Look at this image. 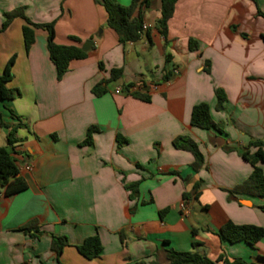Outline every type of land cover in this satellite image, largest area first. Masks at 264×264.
Wrapping results in <instances>:
<instances>
[{
    "label": "crops",
    "instance_id": "1",
    "mask_svg": "<svg viewBox=\"0 0 264 264\" xmlns=\"http://www.w3.org/2000/svg\"><path fill=\"white\" fill-rule=\"evenodd\" d=\"M20 7L32 23H54L57 45L90 41L87 57L71 61L61 80L45 30L34 29L27 51L22 18L1 30L4 14ZM160 8L151 0L143 12L150 46L145 35L120 44L94 0H0V72L14 56L6 87L19 93L0 102V147L27 185L0 195V264H166V249L185 252L193 244L212 260L264 264V236L253 246L217 236L227 221L264 230V199L230 192L252 172L241 154L264 141V0H177L166 40L156 29ZM164 68L172 76L161 82ZM111 69H121L120 77L94 96ZM126 85L148 100L124 94ZM217 88L225 94L220 110ZM200 103L221 132L190 125ZM90 127L92 143L84 145ZM178 136L198 146L199 170L189 152L173 147ZM135 183L134 193L127 187ZM94 235L101 252L87 260L76 247ZM52 236L68 241L59 256Z\"/></svg>",
    "mask_w": 264,
    "mask_h": 264
},
{
    "label": "trees",
    "instance_id": "2",
    "mask_svg": "<svg viewBox=\"0 0 264 264\" xmlns=\"http://www.w3.org/2000/svg\"><path fill=\"white\" fill-rule=\"evenodd\" d=\"M151 0H131L129 5L124 6L116 3L114 0H94V2L103 7L106 13V26L111 29L118 37L120 44L136 43L140 41L143 35L149 39L148 33H144L143 26V12L149 6ZM177 0H160V18L156 21V29L166 40L167 38V23L172 17L174 11V5ZM258 15L264 18V14L258 10ZM20 17L24 20L25 25L22 27V36L24 41V47L27 51L31 44L34 42V29H43L47 32V50L49 59L55 67L56 78L61 80L63 75L68 70V65L73 60H81L87 57V52L81 50L78 46H65L57 45L54 42V23L37 24L32 23L27 19L23 13V8H17L11 12L4 14V22L1 30H4L12 19ZM74 42H79L75 37H70ZM264 41V36H262ZM149 45L152 42L149 39ZM196 48L195 42L189 40V49L194 50ZM15 57L12 56L6 63L4 69L0 72V102L11 101L15 99L19 93L16 90L8 89L6 84L12 79L11 68L14 64ZM166 63L169 61L168 55L165 58ZM165 75L162 77L161 82L168 81L172 76V71L168 68H164ZM121 75V69H111L109 72V78L96 84L92 88V93L96 97H100L106 93L105 85L117 80ZM124 94L132 95L136 98L147 101L148 98L141 93L132 91L131 85L123 87ZM216 96V109H222V104L225 101V94L221 89H215ZM190 125L203 129L211 130L215 129L221 132L218 125H216L209 114V108L207 104L200 103L195 105L191 111ZM19 124L12 127L7 135V143L13 145L17 142L15 133ZM96 129L90 127L87 129L86 137L82 144L90 145L92 143V133ZM172 145L177 150L187 151L193 156V162L191 167L194 171L199 170L204 163L202 154L200 153L196 143L187 136H178L172 141ZM249 147L255 148V151L250 154L248 151L241 154L242 158L252 166V172L249 177L239 186L235 187L231 193H247L253 196L264 199V173L261 167L257 164L264 165V141L257 140L252 141ZM138 183L130 185L127 189L132 192H136ZM26 182L19 176L18 168L14 159L6 152V150L0 147V195L6 196L16 194L26 190ZM132 196H130L131 198ZM187 195L183 194V199H186ZM264 209V207H261ZM38 235V234H36ZM217 236L228 243L244 242L250 246L255 245L263 236L264 230L254 225H235L230 221L224 223L219 229ZM68 245V241L65 237H51V249L60 255L62 249ZM198 244L192 245V250L185 252H178L171 248L164 251L166 264H251L244 259L234 258L228 259L224 255H220L215 260L207 257L203 252L196 250ZM78 253L87 260L97 258L101 252V244L98 236L94 235L87 237L83 242L76 247ZM152 264H158L154 262Z\"/></svg>",
    "mask_w": 264,
    "mask_h": 264
},
{
    "label": "built area",
    "instance_id": "3",
    "mask_svg": "<svg viewBox=\"0 0 264 264\" xmlns=\"http://www.w3.org/2000/svg\"><path fill=\"white\" fill-rule=\"evenodd\" d=\"M142 30H143V32L146 30V27L144 25L142 26ZM114 92L116 94L120 93L119 90H115ZM21 169L30 170V166L29 165H24V166H21ZM181 206H182V208H184L185 207V202H183Z\"/></svg>",
    "mask_w": 264,
    "mask_h": 264
},
{
    "label": "water",
    "instance_id": "4",
    "mask_svg": "<svg viewBox=\"0 0 264 264\" xmlns=\"http://www.w3.org/2000/svg\"><path fill=\"white\" fill-rule=\"evenodd\" d=\"M90 44H91L90 41H86L82 45L81 50L84 51V52H87L89 50V48H90ZM241 202L243 203V201H241Z\"/></svg>",
    "mask_w": 264,
    "mask_h": 264
}]
</instances>
